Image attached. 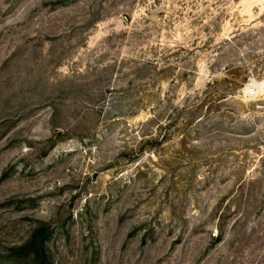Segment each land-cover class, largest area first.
<instances>
[{
	"label": "rangeland",
	"instance_id": "374dc122",
	"mask_svg": "<svg viewBox=\"0 0 264 264\" xmlns=\"http://www.w3.org/2000/svg\"><path fill=\"white\" fill-rule=\"evenodd\" d=\"M0 264H264V0H0Z\"/></svg>",
	"mask_w": 264,
	"mask_h": 264
}]
</instances>
